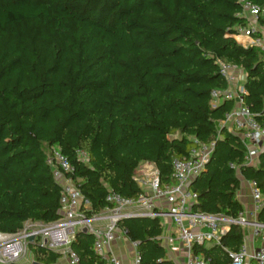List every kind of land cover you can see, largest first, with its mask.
<instances>
[{
  "label": "trees",
  "instance_id": "obj_1",
  "mask_svg": "<svg viewBox=\"0 0 264 264\" xmlns=\"http://www.w3.org/2000/svg\"><path fill=\"white\" fill-rule=\"evenodd\" d=\"M239 1L0 0V233L60 219L62 186L48 164L54 148L91 201L88 216L110 207V191L138 198L141 163L170 181L173 160L198 144L215 147L190 187L195 213L236 219L240 178L264 195V149L257 165H246L239 136L221 127L235 101L212 105L213 91L228 89L219 64L237 66L246 74L244 104L264 127V53L233 37L246 26ZM248 1L264 8V0ZM117 227L139 244L142 264H174L157 240L159 219ZM244 239L231 226L222 246L205 252L209 264H231L226 250L238 252ZM93 244L90 233H76L71 249L81 264H103ZM28 251L39 264L63 257L39 244Z\"/></svg>",
  "mask_w": 264,
  "mask_h": 264
},
{
  "label": "built area",
  "instance_id": "obj_2",
  "mask_svg": "<svg viewBox=\"0 0 264 264\" xmlns=\"http://www.w3.org/2000/svg\"><path fill=\"white\" fill-rule=\"evenodd\" d=\"M239 3L242 6L240 17L246 26L238 28L233 37L245 48H258L264 53V8L248 0H240ZM219 67L228 89L213 91L212 105L216 107L225 101H235L236 108L225 116L221 127L239 136L246 148L245 164L253 165L264 145V127L244 104V86L234 87L242 69L223 63ZM214 147V143L198 144L189 157L174 159L168 182L161 180L155 164L141 163L134 173L141 195L136 199H127L110 191L106 197L110 207L94 216L86 214L91 210V201L82 194L76 182L67 177L73 172L71 163L58 148H54L48 164L62 186L61 218L51 224L27 222L24 229L15 235L0 233V264L20 262L28 251L31 238L34 239L33 244L61 252L68 264H81L79 256L71 249L79 231L93 236V251L103 264H122L110 252L113 244L127 239L126 233L117 224L124 219L140 218L160 220L163 232L157 240L165 249L167 259L174 264H209L205 252L221 247L223 237L233 225L242 227L245 239L238 252L226 250L231 264H264V223L258 221L264 207V195L256 181L249 182L253 206L250 213L243 210L236 219H232L193 211L198 195L190 187L206 169ZM78 154L83 161L87 160L85 153ZM257 239L261 241L260 247L256 245ZM131 246V264H142L139 244L131 242Z\"/></svg>",
  "mask_w": 264,
  "mask_h": 264
},
{
  "label": "crops",
  "instance_id": "obj_3",
  "mask_svg": "<svg viewBox=\"0 0 264 264\" xmlns=\"http://www.w3.org/2000/svg\"><path fill=\"white\" fill-rule=\"evenodd\" d=\"M244 47V46H243ZM246 82V74L242 70L241 73L239 72V80L238 83L234 84L235 86H244ZM264 149V145L261 147V151ZM254 164H258V157L255 160ZM241 179V189L238 192V199L243 204L244 211L250 213L252 211V200L250 196V189H249V182ZM250 235V232H249ZM251 236V235H250ZM110 252L115 255L122 264H131L133 259V248L131 246V242L128 239L122 240L117 242L111 246ZM30 255H25V258L29 257V261L25 262L27 264L35 263L34 257L31 252L28 251ZM24 264V262H20ZM56 264H68V260L65 256H63Z\"/></svg>",
  "mask_w": 264,
  "mask_h": 264
},
{
  "label": "rangeland",
  "instance_id": "obj_4",
  "mask_svg": "<svg viewBox=\"0 0 264 264\" xmlns=\"http://www.w3.org/2000/svg\"><path fill=\"white\" fill-rule=\"evenodd\" d=\"M260 244H261V241H260V239H257L256 240V245L258 246V247H260ZM26 255H30L29 253H28V251L26 252ZM29 261V257L28 258H23L20 262H24V264H27V263H25V262H28Z\"/></svg>",
  "mask_w": 264,
  "mask_h": 264
},
{
  "label": "water",
  "instance_id": "obj_5",
  "mask_svg": "<svg viewBox=\"0 0 264 264\" xmlns=\"http://www.w3.org/2000/svg\"><path fill=\"white\" fill-rule=\"evenodd\" d=\"M193 182H194V181H193ZM193 182H192V183H193ZM60 218H61V217H60ZM33 240H34L33 238L30 239V241H29V245H33ZM33 264H39V263H36V262H35V263H33Z\"/></svg>",
  "mask_w": 264,
  "mask_h": 264
}]
</instances>
